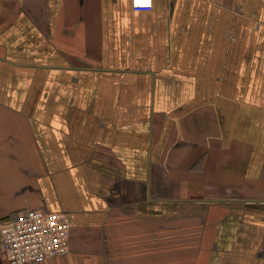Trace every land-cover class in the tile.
Masks as SVG:
<instances>
[{"label":"crops","instance_id":"obj_1","mask_svg":"<svg viewBox=\"0 0 264 264\" xmlns=\"http://www.w3.org/2000/svg\"><path fill=\"white\" fill-rule=\"evenodd\" d=\"M24 209L71 225L42 264H264V0H0V219Z\"/></svg>","mask_w":264,"mask_h":264},{"label":"built area","instance_id":"obj_2","mask_svg":"<svg viewBox=\"0 0 264 264\" xmlns=\"http://www.w3.org/2000/svg\"><path fill=\"white\" fill-rule=\"evenodd\" d=\"M136 11H148L152 0H131ZM71 225L60 212L24 209L0 219V251L4 264H42L65 255Z\"/></svg>","mask_w":264,"mask_h":264},{"label":"rangeland","instance_id":"obj_3","mask_svg":"<svg viewBox=\"0 0 264 264\" xmlns=\"http://www.w3.org/2000/svg\"><path fill=\"white\" fill-rule=\"evenodd\" d=\"M1 260V259H0ZM0 264H4V262L1 260Z\"/></svg>","mask_w":264,"mask_h":264}]
</instances>
